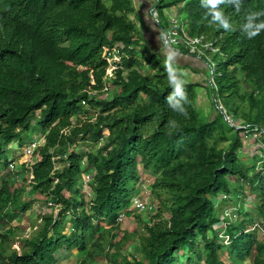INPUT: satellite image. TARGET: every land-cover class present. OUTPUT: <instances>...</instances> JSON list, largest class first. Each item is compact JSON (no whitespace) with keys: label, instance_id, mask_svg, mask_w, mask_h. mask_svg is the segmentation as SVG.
<instances>
[{"label":"trees","instance_id":"obj_1","mask_svg":"<svg viewBox=\"0 0 264 264\" xmlns=\"http://www.w3.org/2000/svg\"><path fill=\"white\" fill-rule=\"evenodd\" d=\"M157 7L178 9L188 34L206 35L222 52L208 111L201 82L186 81L137 36L133 0H0V264H59L75 250L77 264H228L216 227L229 201L242 218L224 228L229 264H264V237L250 230L254 215L243 201L256 196L255 215L264 219V30L244 33L251 13H258L252 23L264 22V0H221L214 10L229 29L212 21L208 0H157ZM120 44L108 84L106 52ZM147 65L152 76L143 73ZM90 111L94 119L79 118ZM32 122L44 143L39 160L20 170L32 178L18 183L7 147L23 144ZM251 133L263 147L247 163L238 152ZM139 165L154 176L158 221L144 222L138 236L121 231L118 217L137 195ZM27 182L56 211L43 213L36 231L20 237L23 247L11 250L19 228L12 222L33 207L23 196ZM130 242L137 253L126 252Z\"/></svg>","mask_w":264,"mask_h":264},{"label":"rangeland","instance_id":"obj_2","mask_svg":"<svg viewBox=\"0 0 264 264\" xmlns=\"http://www.w3.org/2000/svg\"><path fill=\"white\" fill-rule=\"evenodd\" d=\"M165 1H168V0H165ZM152 3L154 5H157V1L156 0H152ZM179 7L181 8L182 6L179 5ZM166 9H171L170 7H165ZM172 10V9H171ZM178 10V9H176ZM175 10V11H176ZM138 13V12H137ZM166 13H170V12H166ZM164 11L161 12V10H159V14H160V24L165 27V28H168L169 26V18L167 16ZM139 14V13H138ZM179 14V13H178ZM180 15V14H179ZM140 17V14L138 15ZM133 15H130V18H132ZM157 28V27H156ZM149 45V44H148ZM150 48L153 50V51H156L157 52V55L159 57H166V54L165 52L162 51V49H160L159 45L156 44V42H151V46ZM209 55H212L211 53H209ZM169 57H171L173 59V56H171L169 54ZM168 57V58H169ZM212 59L218 63V60H219V57L218 55H212ZM204 61H206L205 58H203ZM165 63H168L172 68L173 70L179 74L181 77H183L186 81H191V80H198L201 82V84L203 86H201L199 88V103H201V106L203 108H205V111H208L209 109H211V106H213V103H214V98L213 96H218L217 93H214L212 91V85H210L209 82H212L210 81V74H209V68L206 66L202 69H194L193 71L194 72V75L192 74V69L191 68H186V66H183V65H179L178 63H183L182 61H178L175 62V61H165L163 60ZM143 73L149 75V76H152V73H153V70L151 69V67L149 65H147L145 67V69L143 70ZM214 79L216 81H218V78H217V75L214 76ZM109 84V83H108ZM214 86V85H213ZM107 97H110V95L106 94ZM217 98V97H216ZM39 115V112L37 113V116ZM79 118H82V119H86V118H92L94 119L95 118V112L94 111H90L89 112V115L85 116V115H82L81 117ZM239 118L238 116L234 119L235 122L237 124H240L239 123V120L237 119ZM74 120V119H73ZM35 121V120H34ZM35 122H32L31 124V128L29 129V131L27 132H24L22 134V137H23V144L19 142H11V144L8 145V152H7V157L8 159H13L17 162L16 164V169H15V172L17 174H19L18 176H16L15 178V181L18 182V183H22L23 179H25L26 177L29 179V174L28 173H24V171H22L24 174L23 175H20V170L23 169V164L25 162L29 163L30 161H33L34 160V156L31 158V160L29 159L30 157L29 156H26L25 153H24V150H25V145H27L31 140L35 139L36 141H38V139H40L39 137V134L38 133L39 131H37L36 129H33V125H34ZM105 133H107V131L105 130ZM259 136V133H254V134H247L246 136L244 135L242 138H243V147L242 149L238 152V154H240V156H242L245 160V162H250L251 161V158L254 157V156H259L260 153H261V150L260 148L263 147V144L257 140ZM39 142L41 143V141L39 140ZM81 145V148L83 147L82 145L83 144H80ZM75 149V148H74ZM79 149V147L77 148ZM55 169L56 168H59L61 167V162L60 161H56L55 164ZM25 169V167H24ZM17 170V171H16ZM138 171L140 173V180L139 182L137 183V188H138V192H137V195L136 196H139L140 198H142L141 200L144 202L145 204V208H143L142 210H129V213L127 214V216H125V218L119 223L120 224V227H121V231H127V232H136L138 234V236L140 234H143L144 233V222L145 223H149V224H152L156 221H158V219H154L152 216L157 212V201L154 199V197L151 195V189H150V183L153 182V179H154V176L150 173V172H147L145 170H143L142 168V165H139L138 166ZM87 176L86 175H83V180L86 179ZM13 182V181H12ZM11 182V183H12ZM25 193H23V196L24 197H29L31 200L33 199V207L32 209L30 210V212L24 214L22 217L18 218L16 221H13L12 222V225L13 226H17L19 227L16 231L18 237L16 238H12L10 239V242L12 244V249H15V250H20L22 247H23V242H20V237H29L31 236V234L33 233V231L36 229L37 225H39L40 223V216L43 214V213H50L51 211H56V207L54 206H51L48 204L47 201L44 200L43 197L39 198L38 199V195L32 190L31 186L27 183H25ZM246 190H248V186L245 187ZM37 198V199H36ZM89 198V197H87ZM225 196H222L220 199H224ZM259 198V197H258ZM244 211H250L253 213V219H252V223H254L251 227H250V230L252 231L254 229V225L259 221L260 223V220H264L263 219V216H260V215H255V212H254V202H258V199L256 198V196L254 197V195H250V197H248L247 199H244ZM233 205H230V204H223L222 205V210L224 211H228L232 208ZM139 215V217L137 218V216ZM168 216V214H165V217ZM241 215H239L238 217H240ZM237 217V218H238ZM242 218H240L239 220H241ZM66 229L65 230H70L71 229V225H70V222H69V219L67 218L66 221ZM234 222V221H232ZM63 224V223H62ZM221 224V223H220ZM218 225L217 228V232L221 230H224L225 226H221V225ZM36 231V230H35ZM255 233L257 235L258 238L260 239H263L264 237V232L262 231V229H260V227H256L255 228ZM138 245V244H137ZM134 246H135V243H129L128 246L126 247V252H132L134 253ZM226 246H224V250L222 253V257L223 259L229 264V254L227 253L228 251L226 250L225 248ZM10 252V251H8ZM187 250L185 251H181L179 252L178 254H176L178 257L177 258H185L184 256H186V253ZM137 253V252H135ZM72 254H73V258H72ZM74 254H77L76 250L74 251V253H67L65 256H63L60 261H59V264H65L66 261L70 264H77V261H76V258ZM65 257V258H64ZM137 257H140L138 254H137ZM64 258V259H63ZM234 258V261H236L237 263H239V260L237 257H233ZM67 259V260H66ZM63 262H62V261ZM65 260V261H64ZM176 264H186V262L184 261V259H180V262L179 263H176ZM245 264V263H243ZM246 264H252L251 263V259L250 258H247L246 260Z\"/></svg>","mask_w":264,"mask_h":264},{"label":"built area","instance_id":"obj_3","mask_svg":"<svg viewBox=\"0 0 264 264\" xmlns=\"http://www.w3.org/2000/svg\"><path fill=\"white\" fill-rule=\"evenodd\" d=\"M157 1V0H156ZM162 11L165 13L168 11L170 12L167 14L169 18V26L168 28L163 27L160 24V14H159V9L157 5H154L153 3L151 4V7L149 9V15L152 19L153 24L158 28V39L160 46L166 49H175V48H183L187 50V53L193 56L198 57L199 59L203 60V58L206 59V61L203 60V62L206 64V66L209 68V74H210V85L212 87L215 86V81H214V76L219 75V72L217 70V64L216 62L212 59V55H222L221 50L219 47L215 46L213 42L208 39V37L204 34L201 35H190L188 32L183 28L182 25V16L179 15L178 11L174 9H166L163 8ZM122 45H116L112 49H107L106 52V57L108 60L109 67L106 70V75L104 77V81L107 83H111L112 79L114 78L115 75V70L119 67V64L117 61L121 59L123 53L121 52ZM211 53L212 55H209ZM214 85V86H213ZM106 89V87H105ZM216 102L217 100L214 99ZM82 103L85 105V101H82ZM218 108L222 110L223 113H226L225 108H222L221 105H218ZM226 120L229 122L230 125H235L237 128H245L246 125L243 124H237L235 122V119L231 115H226ZM40 145L39 141L33 140L27 145H25V150L24 153L26 156H29L30 160L34 156V160L30 161L27 165V168H31V166L38 160V154H35L38 146ZM27 163V162H26ZM16 161H11L8 165V169L11 171H15L16 169ZM82 168H85V160L82 161ZM17 171V170H16ZM83 175H86L87 178L84 179V187H83V192L85 195L89 198H92V192L91 189L88 185V181L91 179V173L84 172ZM225 198H229L227 195H224ZM236 198L237 196H233ZM224 198V199H225ZM139 196H135L132 200L131 205L126 209L124 212L120 213L118 217V221H122L125 216L129 213V210H142L145 208L144 202L141 200ZM49 205L53 206L52 202H48ZM230 205H233L232 208L228 211H222L223 215H220V220L221 226H226V224L231 223L232 221H236L237 219L239 220L240 217H238V214L236 213V206L233 204L232 201H229ZM238 217V218H237ZM225 219H228L225 222ZM233 223V222H232ZM218 236L220 240L228 244L229 243V237L228 235L225 234L224 230H221L218 232Z\"/></svg>","mask_w":264,"mask_h":264},{"label":"crops","instance_id":"obj_4","mask_svg":"<svg viewBox=\"0 0 264 264\" xmlns=\"http://www.w3.org/2000/svg\"><path fill=\"white\" fill-rule=\"evenodd\" d=\"M133 3L136 9V14L133 15L132 19H134L137 23V27L139 31V33L137 34L138 37H140L141 39L143 38V40H145L149 44V46H151V42H156V44L159 45L160 49H162V51L165 52L166 57H169L170 54L171 56H173V59L169 57L170 60H173L177 63L178 61H182L183 63H178V64L186 66V68H191L193 75L195 72L193 71L194 69H202L206 67V64L203 62V60L199 59L196 56L182 52L178 50V48L166 49L160 46L158 39V28H156V26L153 24L152 19L149 15V9L151 7L152 0H133ZM171 9L176 10V8H171ZM137 12L140 14V17L138 16L139 14ZM72 258H73V254H72ZM74 258H77V255H75ZM65 264H70V263L69 261L68 262L66 261Z\"/></svg>","mask_w":264,"mask_h":264},{"label":"clouds","instance_id":"obj_5","mask_svg":"<svg viewBox=\"0 0 264 264\" xmlns=\"http://www.w3.org/2000/svg\"><path fill=\"white\" fill-rule=\"evenodd\" d=\"M221 2V0H208V3L209 4H211L212 5V9L210 10V11H212V21L213 22H218L219 23V25L221 26V27H223L224 29H229L230 28V25H229V23L227 22V19L224 17V15H223V13L221 12V11H218V10H214L215 8H216V5L218 4V3H220ZM237 11H239V7H237ZM255 15H258V13H251L250 15H249V17H248V20H249V22L247 23V24H245L244 25V33L247 35V37L248 38H253V37H255V36H257L262 30H264V22H260V23H257V24H254V23H252V19H253V17L255 16ZM40 137V139H38V141L40 140L41 141V143H40V145L41 144H43L44 143V139L42 138V136H39ZM33 140H35V139H33ZM33 140H31V141H33ZM30 141V142H31ZM14 142H18V141H14ZM29 142V143H30ZM11 144V143H10ZM39 145V146H40ZM38 146V147H39ZM9 151V150H8ZM35 154H38V152H37V150H36V152H35ZM38 157L40 158V156H39V154H38ZM39 158H38V160H39ZM37 160V161H38ZM11 161H13V159H9V163L11 162ZM15 161V160H14ZM25 165H26V167L28 166L27 164L28 163H24ZM23 164V165H24ZM9 165V164H8ZM29 169V168H28ZM7 170H9L8 169V167H7ZM9 171H11V170H9ZM15 172V171H14ZM21 175V174H20ZM32 178V176L30 175V179ZM135 197V196H134ZM133 197V198H134ZM133 200V199H132ZM132 203V202H131ZM131 205V204H130ZM124 212V211H123ZM16 221V220H15ZM40 221H41V219H40ZM118 222H121V221H118ZM262 222H263V220H260V223H259V221L254 225L255 227H254V229L253 230H255V228L256 227H260V229H262ZM254 224V223H253ZM262 231H263V229H262ZM264 234V233H263ZM220 239V238H219ZM224 244V246L225 245H227V244H225V243H223ZM184 251V250H183ZM186 251V250H185ZM73 253H74V251H73ZM222 253H224V252H222ZM228 253V252H227ZM62 261V260H61ZM243 263H245L246 264V261H244Z\"/></svg>","mask_w":264,"mask_h":264}]
</instances>
